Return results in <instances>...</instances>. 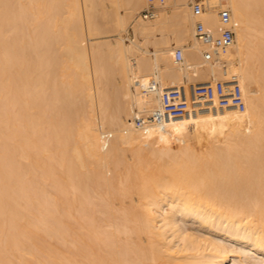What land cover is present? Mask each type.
Instances as JSON below:
<instances>
[{
    "label": "bare ground",
    "instance_id": "1",
    "mask_svg": "<svg viewBox=\"0 0 264 264\" xmlns=\"http://www.w3.org/2000/svg\"><path fill=\"white\" fill-rule=\"evenodd\" d=\"M81 1L0 0V264H264V0H201L197 16L170 0L152 19L146 0H104V54ZM221 8L235 37L214 54L194 24L219 34ZM237 72L244 110L136 126L154 81Z\"/></svg>",
    "mask_w": 264,
    "mask_h": 264
},
{
    "label": "built area",
    "instance_id": "2",
    "mask_svg": "<svg viewBox=\"0 0 264 264\" xmlns=\"http://www.w3.org/2000/svg\"><path fill=\"white\" fill-rule=\"evenodd\" d=\"M170 0H146L147 5L140 11L143 19H152L157 10ZM190 8L195 15L203 11L201 1H190ZM220 20V33L215 35L207 29L202 21L197 19L194 24L195 38L210 46L214 54L224 53L234 42L235 32L231 26V11L221 8L218 12ZM173 59L177 66L192 71L184 57L183 49L175 47ZM150 88L158 97V105L148 113L135 116L136 126L143 130H163L174 119L189 116L202 110H223L237 108L242 103L243 90L236 76L228 81L219 82L210 80L205 83L185 81L173 87H164L159 81H154ZM107 138V134L104 135Z\"/></svg>",
    "mask_w": 264,
    "mask_h": 264
},
{
    "label": "rangeland",
    "instance_id": "3",
    "mask_svg": "<svg viewBox=\"0 0 264 264\" xmlns=\"http://www.w3.org/2000/svg\"><path fill=\"white\" fill-rule=\"evenodd\" d=\"M190 1H195V0H188V2H189V9H190V11H191V8H190ZM198 1H201V0H198ZM202 3V2H201ZM147 4V3H146ZM80 7H81V15L84 17V23L87 25V20H88V16H94L95 17V20L96 19H98L99 20V22H101V24H102V22H105V20L103 19V13H104V9H105V7H104V0H94L92 3H88L87 1H84V0H82L81 1V4H80ZM120 10H121V8H120ZM191 13H192V11H191ZM140 15V13L139 14H137V16H139ZM192 15L193 16H197V15H195L194 13H192ZM104 21H103V20ZM97 23V22H96ZM97 25V27H99V28H97V29H100V31L99 30H97V33H95V35L94 34H92V36L90 35V37H89V39H87L88 38V36H87V34H85L86 36L85 37H87L86 38V45H90V43H91V41H94L96 44L98 43L99 44V46H102V48H103V50H101V51H99V54H101V53H103L104 54V52H107L108 51V46H107V41L108 40H112V37L114 38V37H116V36H111L112 35V31L110 30V28H109V24H108V22H107V20H106V22L104 23V24H102V25H100V23L99 24H96ZM99 25V26H98ZM85 29V28H84ZM108 31V34H106L107 33V31ZM128 30H129V34L131 35V32L133 33V30L131 29V26L129 25L128 26ZM95 31H96V29H95ZM98 31L100 32V33H98ZM110 32H112V33H110ZM97 34V35H96ZM108 38V39H107ZM96 40V41H95ZM107 40V41H106ZM109 42V41H108ZM125 42L128 44L129 42H130V39L128 38V37H126L125 38ZM101 44V45H100ZM177 47H179V46H177ZM181 47V46H180ZM101 48V47H100ZM147 49H150L151 51H150V54L152 55H154V46H152V45H150V46H148V48ZM105 50V51H104ZM223 63H226V62H223ZM235 76L238 78V80H240L241 78H242V76H241V74L240 73H238L237 72V74H235ZM212 79H214V80H216V77H214V76H211V78H210V80H212ZM240 83V82H239ZM110 83H108L107 82V84H102V87L103 88H108V92H107V94H111V95H113V88L115 87V85L113 84V86H112V83L109 85ZM241 87H242V90H243V97H244V87H243V85L241 84ZM132 90H134V87H132ZM106 94V95H107ZM110 95H108L107 97H109ZM115 96V95H114ZM114 96H111V98H109L110 100L112 99L113 100V98H114ZM111 100V101H112ZM115 100V99H114ZM245 103L244 102H242L241 103V105H240V107H239V109H242V110H244L245 109V105H244ZM112 105H113V103H112ZM115 105V104H114ZM110 108H112L111 107V103H110ZM114 108V107H113ZM207 112H209V113H211V114H214L215 116H217V118L220 116L219 114H220V110H207ZM190 117H191V115H190ZM124 165V167H125V163L123 164ZM106 167V166H105ZM104 167V169H105V171H106V168ZM115 206H117V205H115Z\"/></svg>",
    "mask_w": 264,
    "mask_h": 264
}]
</instances>
